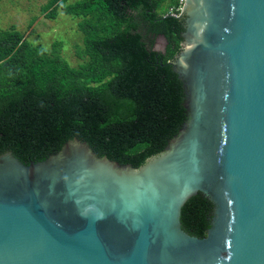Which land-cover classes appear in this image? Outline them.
I'll return each mask as SVG.
<instances>
[{"label":"water","instance_id":"obj_1","mask_svg":"<svg viewBox=\"0 0 264 264\" xmlns=\"http://www.w3.org/2000/svg\"><path fill=\"white\" fill-rule=\"evenodd\" d=\"M178 18V132L138 167L77 137L0 154V264H264V0H185ZM198 193L201 237L180 221Z\"/></svg>","mask_w":264,"mask_h":264},{"label":"trees","instance_id":"obj_2","mask_svg":"<svg viewBox=\"0 0 264 264\" xmlns=\"http://www.w3.org/2000/svg\"><path fill=\"white\" fill-rule=\"evenodd\" d=\"M48 0L79 18L81 62L71 66L35 45L14 25L0 29V154L44 159L73 137L98 156L138 167L160 152L186 119L184 88L169 63L180 49L182 18L175 0ZM158 35L166 43L154 48ZM212 203L201 194L181 208V226L204 236Z\"/></svg>","mask_w":264,"mask_h":264},{"label":"rangeland","instance_id":"obj_3","mask_svg":"<svg viewBox=\"0 0 264 264\" xmlns=\"http://www.w3.org/2000/svg\"><path fill=\"white\" fill-rule=\"evenodd\" d=\"M47 2L48 0H0V29H9L14 25L26 40L48 50L52 49L53 42L59 41L58 54L71 66H77L81 59L77 56L76 49L83 46V33L77 26L79 18L64 13L60 7L54 18L47 17L48 9H44ZM163 47L164 41L159 38L155 49L162 50Z\"/></svg>","mask_w":264,"mask_h":264},{"label":"built area","instance_id":"obj_4","mask_svg":"<svg viewBox=\"0 0 264 264\" xmlns=\"http://www.w3.org/2000/svg\"><path fill=\"white\" fill-rule=\"evenodd\" d=\"M184 2L185 0H175V3L168 8L167 13L171 16L178 17Z\"/></svg>","mask_w":264,"mask_h":264},{"label":"flooded vegetation","instance_id":"obj_5","mask_svg":"<svg viewBox=\"0 0 264 264\" xmlns=\"http://www.w3.org/2000/svg\"><path fill=\"white\" fill-rule=\"evenodd\" d=\"M159 38L162 39V41H164V45H165V43H166L165 38H164L162 35H158V36L156 37V39H155V42H154V48H155L156 42H157V40H158Z\"/></svg>","mask_w":264,"mask_h":264}]
</instances>
